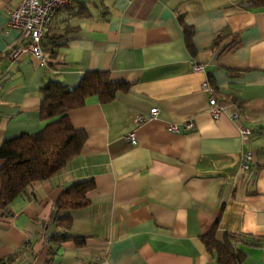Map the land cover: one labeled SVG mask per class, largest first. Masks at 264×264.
I'll return each mask as SVG.
<instances>
[{
  "label": "crops",
  "instance_id": "obj_1",
  "mask_svg": "<svg viewBox=\"0 0 264 264\" xmlns=\"http://www.w3.org/2000/svg\"><path fill=\"white\" fill-rule=\"evenodd\" d=\"M20 2L0 0V147L46 126L40 90L51 78L76 87L86 72L107 71L131 88L110 104L93 96L69 112L87 133L82 153L0 210V261L29 241L31 250L10 264H216L201 237L222 213L218 239L236 234L245 241V264H264V7L244 8L246 0H70L45 29L42 60L29 51L10 56L25 45L20 30L7 25ZM185 26L194 31V53ZM66 31L50 58L46 36ZM206 81L226 107L218 120ZM153 109L157 118L136 122ZM235 111L253 131L247 145ZM189 122L194 129H186ZM88 179L96 183L90 205L64 213L72 218L70 235L86 244L54 246L50 261L55 204Z\"/></svg>",
  "mask_w": 264,
  "mask_h": 264
},
{
  "label": "trees",
  "instance_id": "obj_2",
  "mask_svg": "<svg viewBox=\"0 0 264 264\" xmlns=\"http://www.w3.org/2000/svg\"><path fill=\"white\" fill-rule=\"evenodd\" d=\"M243 7L263 8L264 0H246ZM68 32L46 36L50 58L56 57L57 49L65 44ZM184 33L187 47L194 53V31L185 26ZM220 39L221 36H218L214 44L218 45ZM48 68L56 70V65L49 62ZM130 88L128 83L113 82L107 71L86 72L76 87L64 86L51 78L40 90V118L48 122L46 126L36 133H23L6 140L0 147V160L4 162L0 171V210H7L27 189L52 179L81 155L88 137L85 130L72 125L68 115L70 111L84 107L87 99L93 96H97L102 105L110 104L116 100L119 92L126 93ZM95 188V180L88 179L67 188L57 200L51 220L56 223L58 233L46 240L51 245L50 261L54 248L63 243L73 242L78 247L86 244L85 237L70 235L72 218L64 216V213L89 206L87 195ZM221 214L211 229L201 237V241L216 264H245L246 254L239 247L245 243L243 238L230 232H226L222 240L217 237ZM31 247L32 242L27 241L22 250L0 261V264L12 263L24 251H30ZM46 264H50L49 260Z\"/></svg>",
  "mask_w": 264,
  "mask_h": 264
},
{
  "label": "built area",
  "instance_id": "obj_3",
  "mask_svg": "<svg viewBox=\"0 0 264 264\" xmlns=\"http://www.w3.org/2000/svg\"><path fill=\"white\" fill-rule=\"evenodd\" d=\"M70 0H21L19 6L8 13L7 25L10 28L20 30L21 40L25 43L24 46L17 50H12L10 56L18 57L21 51H29L34 56L44 60L42 43L47 25L55 18V16L66 6ZM196 71H202L201 66H195ZM203 90L210 94L209 112L213 119L218 120L225 112L226 107L221 105L212 90L208 81L203 84ZM159 115L158 109H153L149 116H138L136 122L143 124L151 119L157 118ZM231 118L237 126L238 132L244 144H248L253 134L251 128L246 127L241 122V115L238 111L231 114ZM186 129L192 130L195 128L194 122L186 123ZM168 130L171 132H180L177 125H170ZM130 141L136 140V134L131 133L128 136ZM252 161V152H246L243 160V169H250Z\"/></svg>",
  "mask_w": 264,
  "mask_h": 264
}]
</instances>
